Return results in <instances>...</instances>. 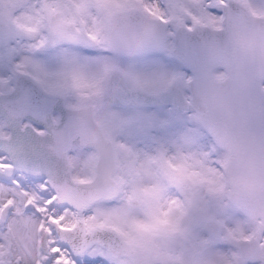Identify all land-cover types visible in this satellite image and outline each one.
Wrapping results in <instances>:
<instances>
[{
    "label": "snow or ice",
    "instance_id": "snow-or-ice-1",
    "mask_svg": "<svg viewBox=\"0 0 264 264\" xmlns=\"http://www.w3.org/2000/svg\"><path fill=\"white\" fill-rule=\"evenodd\" d=\"M0 264H264V0H0Z\"/></svg>",
    "mask_w": 264,
    "mask_h": 264
}]
</instances>
